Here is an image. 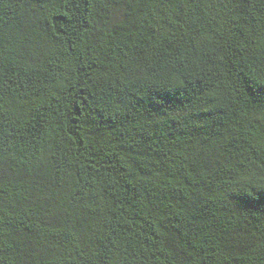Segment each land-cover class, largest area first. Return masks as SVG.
<instances>
[{
	"label": "trees",
	"instance_id": "1",
	"mask_svg": "<svg viewBox=\"0 0 264 264\" xmlns=\"http://www.w3.org/2000/svg\"><path fill=\"white\" fill-rule=\"evenodd\" d=\"M0 264H264V0H0Z\"/></svg>",
	"mask_w": 264,
	"mask_h": 264
}]
</instances>
